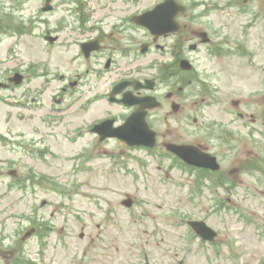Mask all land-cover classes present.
<instances>
[{
	"label": "rangeland",
	"instance_id": "1",
	"mask_svg": "<svg viewBox=\"0 0 264 264\" xmlns=\"http://www.w3.org/2000/svg\"><path fill=\"white\" fill-rule=\"evenodd\" d=\"M17 3L0 0V79L16 68L25 70L29 79L14 91L0 88V136L6 138L0 137V264H18V256L23 262L30 258L38 264H70L88 260L85 250L90 256H127L132 262L146 250L154 264H249L250 245L255 244L251 229L233 211L219 212L212 191L189 198L188 187L179 183L185 179L179 170L169 178L145 150L118 157L121 142H101L89 133L103 100L92 109H83L91 100L71 93L60 104L53 100L64 83L58 73L68 70L71 75L70 59L77 48L73 39L50 45L42 31L72 13L73 6L43 13V0ZM38 17L47 18L39 23ZM19 21L23 27L11 25ZM44 69L48 74H42ZM126 198L134 200L132 208L122 204ZM35 212L54 226L42 245L38 232L23 238L36 226ZM191 217L206 218L220 229L217 244L202 248L188 231ZM59 239L68 242L63 246ZM255 253L253 264L259 255Z\"/></svg>",
	"mask_w": 264,
	"mask_h": 264
},
{
	"label": "flooded vegetation",
	"instance_id": "2",
	"mask_svg": "<svg viewBox=\"0 0 264 264\" xmlns=\"http://www.w3.org/2000/svg\"><path fill=\"white\" fill-rule=\"evenodd\" d=\"M57 1L72 2V14L44 33L53 32L57 40L82 38L75 43L73 79L60 75L66 82L59 91L86 85L87 78L81 79L89 74L100 89L105 87L102 96L100 89L92 91V100H103V117L116 125L141 106L129 103L152 98L156 106L146 109V117L151 123L162 111L165 143L200 151L207 165L194 168L200 181L235 200L245 209L240 213L247 225L264 236V0ZM164 2L159 11L166 12L170 30L156 34L137 22L138 15ZM91 42L89 50L98 49L82 51ZM125 93L129 103L122 101ZM178 120L182 127L173 126ZM257 254L258 263L264 252ZM148 260L144 255L138 264ZM89 264L137 263L105 254Z\"/></svg>",
	"mask_w": 264,
	"mask_h": 264
},
{
	"label": "water",
	"instance_id": "3",
	"mask_svg": "<svg viewBox=\"0 0 264 264\" xmlns=\"http://www.w3.org/2000/svg\"><path fill=\"white\" fill-rule=\"evenodd\" d=\"M142 23L152 27L148 19ZM0 85H4V84L0 82ZM133 120L134 117L132 118L131 116L128 118L127 122L124 125L120 127H116L115 129H110L111 131H107L105 129L110 127V125H108L107 122H103L99 125H96L95 129L101 134L102 139H104L107 136H117L126 139L132 145L134 144L153 145L154 133L149 131V128L147 124L144 122V119L141 120L140 125L138 126L136 123H134Z\"/></svg>",
	"mask_w": 264,
	"mask_h": 264
}]
</instances>
